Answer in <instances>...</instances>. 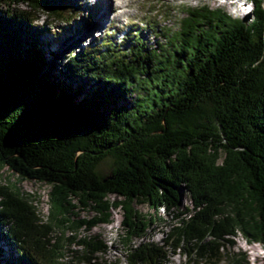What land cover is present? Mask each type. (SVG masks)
<instances>
[{
  "label": "trees",
  "instance_id": "trees-1",
  "mask_svg": "<svg viewBox=\"0 0 264 264\" xmlns=\"http://www.w3.org/2000/svg\"><path fill=\"white\" fill-rule=\"evenodd\" d=\"M248 1V23L197 5L165 45L147 46L135 30L129 48L107 40L48 61L24 14L2 6L68 22L75 4L0 0V164L53 186L39 222L30 195L0 180V236L11 250L0 264H96L107 240L68 235L80 246L71 250L51 229L91 231L118 208L129 264H163L171 250L194 264H246L224 247L238 231L264 244V1ZM132 90L134 101L117 104ZM143 203L171 216L161 243L144 238L165 217L146 218Z\"/></svg>",
  "mask_w": 264,
  "mask_h": 264
},
{
  "label": "rangeland",
  "instance_id": "rangeland-1",
  "mask_svg": "<svg viewBox=\"0 0 264 264\" xmlns=\"http://www.w3.org/2000/svg\"><path fill=\"white\" fill-rule=\"evenodd\" d=\"M264 1V0H263ZM68 5L75 4L76 11L74 18L66 22L63 19L56 18L48 14L41 7L31 8L27 4H5L3 10L20 12L27 18V27L33 28L36 42L41 46L42 52L46 58L49 52L55 51L57 55L74 52L78 48H84L92 44H103L110 40L115 47L129 48L127 35L135 30L139 31L140 39L147 46L165 45L169 31H175L178 28L179 18L186 14V8L197 5L208 4L211 7H222L229 10L235 16L243 17L246 23L254 18L252 12L253 3L248 0H66ZM123 2V6L119 7ZM120 3V4H119ZM71 13V12H70ZM102 24H98V22ZM16 24H19L17 22ZM20 26V25H19ZM16 26V27H19ZM42 27L39 33L38 28ZM38 27V28H37ZM41 30V29H40ZM33 37L32 32H23L21 37ZM27 38V37H26ZM32 39V38H31ZM88 92L82 91L81 96H86ZM88 95V94H87ZM136 91L132 90L125 93V100L118 99L117 104H130L134 101ZM0 180L3 183H9L12 186L20 187L26 195H30V202L35 208L34 215L39 222L47 221L51 209V192L53 186L47 182L39 180H29L22 177L18 172L6 165L0 164ZM192 201L188 195L183 197L182 205H191ZM146 218L150 216L165 217L158 218L152 225L153 230L148 231L145 240L161 243L168 232L171 216L166 209H152L148 203L138 205ZM123 210L118 208L114 211L111 223H104L91 231L84 230L66 232L63 226L54 225L52 236L64 243L69 249H79L77 242H70L67 236H71L75 241L81 236L92 233L98 235L101 239L108 241V251L103 253L98 262L104 261L107 264H129L127 262V251L125 237L127 230L123 226ZM95 215L93 210H83L81 217L92 218ZM0 232L2 229L0 228ZM225 251L242 252L246 254V264H264V244L259 242H250L238 231L233 237V245L225 246ZM2 249V250H1ZM2 252V253H1ZM11 250L5 239L0 236V261L9 259ZM73 253V252H71ZM168 259L163 264H194L188 262V257L176 250L168 251ZM73 264H86L76 261ZM199 264H205L200 262ZM219 264H225L220 262Z\"/></svg>",
  "mask_w": 264,
  "mask_h": 264
},
{
  "label": "bare ground",
  "instance_id": "bare-ground-1",
  "mask_svg": "<svg viewBox=\"0 0 264 264\" xmlns=\"http://www.w3.org/2000/svg\"><path fill=\"white\" fill-rule=\"evenodd\" d=\"M120 4V3H119ZM123 6V2L120 4L119 7H122ZM98 24H102V22L100 23V21L98 22Z\"/></svg>",
  "mask_w": 264,
  "mask_h": 264
}]
</instances>
